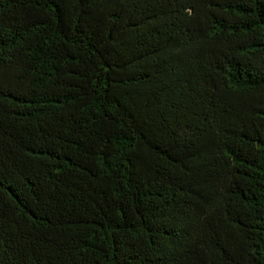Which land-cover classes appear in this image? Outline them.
I'll use <instances>...</instances> for the list:
<instances>
[{
	"label": "trees",
	"instance_id": "obj_1",
	"mask_svg": "<svg viewBox=\"0 0 264 264\" xmlns=\"http://www.w3.org/2000/svg\"><path fill=\"white\" fill-rule=\"evenodd\" d=\"M0 264H264V0H0Z\"/></svg>",
	"mask_w": 264,
	"mask_h": 264
}]
</instances>
